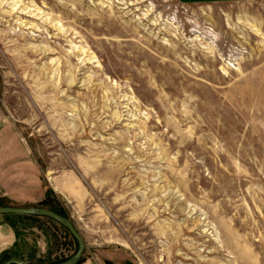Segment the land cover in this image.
<instances>
[{
	"label": "rangeland",
	"instance_id": "374dc122",
	"mask_svg": "<svg viewBox=\"0 0 264 264\" xmlns=\"http://www.w3.org/2000/svg\"><path fill=\"white\" fill-rule=\"evenodd\" d=\"M17 1L0 0V128L81 261L264 264V0ZM17 226L30 263L77 249L49 217Z\"/></svg>",
	"mask_w": 264,
	"mask_h": 264
},
{
	"label": "crops",
	"instance_id": "0c3cea01",
	"mask_svg": "<svg viewBox=\"0 0 264 264\" xmlns=\"http://www.w3.org/2000/svg\"><path fill=\"white\" fill-rule=\"evenodd\" d=\"M229 1L236 0H178L185 5ZM17 137L10 124L0 128V206L28 208L41 202L46 190L37 165ZM18 215L0 214V264L13 258L29 261L28 251L20 241L17 222L22 218ZM97 259L82 260L78 264H99Z\"/></svg>",
	"mask_w": 264,
	"mask_h": 264
},
{
	"label": "water",
	"instance_id": "95a60500",
	"mask_svg": "<svg viewBox=\"0 0 264 264\" xmlns=\"http://www.w3.org/2000/svg\"><path fill=\"white\" fill-rule=\"evenodd\" d=\"M0 214H20V215H31L37 217H49L50 219L56 221L58 224L62 225L76 240L77 249L73 255L67 257V259L53 263V264H78L81 261L85 242L82 239L80 233L76 230L73 223L67 217H64L48 208L44 207H11V206H0ZM2 264H32L26 260L13 258L6 260ZM37 264V263H36Z\"/></svg>",
	"mask_w": 264,
	"mask_h": 264
},
{
	"label": "trees",
	"instance_id": "16d2710c",
	"mask_svg": "<svg viewBox=\"0 0 264 264\" xmlns=\"http://www.w3.org/2000/svg\"><path fill=\"white\" fill-rule=\"evenodd\" d=\"M48 203H49V199H48V197H47V193H46V196H45V198L40 202V205H42V206H48V208H49L50 210H52V211H54V212H56V213H58V214H60V215H62V216L65 217V215H64L59 209H57L56 207L49 206ZM18 217H19V218H24V217L35 218V217H37V216L34 217V216H31V215H29V216H27V215H18ZM32 264H33V263H32Z\"/></svg>",
	"mask_w": 264,
	"mask_h": 264
},
{
	"label": "bare ground",
	"instance_id": "6f19581e",
	"mask_svg": "<svg viewBox=\"0 0 264 264\" xmlns=\"http://www.w3.org/2000/svg\"><path fill=\"white\" fill-rule=\"evenodd\" d=\"M18 8V1L17 0H13V4L11 5V9L12 10H15V9H17ZM11 10V11H12Z\"/></svg>",
	"mask_w": 264,
	"mask_h": 264
}]
</instances>
